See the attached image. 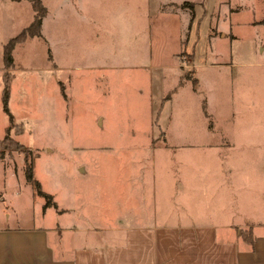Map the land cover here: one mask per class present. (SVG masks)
I'll return each instance as SVG.
<instances>
[{"label":"rangeland","instance_id":"1","mask_svg":"<svg viewBox=\"0 0 264 264\" xmlns=\"http://www.w3.org/2000/svg\"><path fill=\"white\" fill-rule=\"evenodd\" d=\"M27 3L25 0H0V14L4 13L0 18V136L7 121L1 108L2 83L7 77L11 88L7 106L12 116L21 120L16 123L12 120L8 136L14 141L10 134L19 133L20 124H23V134L18 139L35 146L31 147L30 160L36 157L38 175L45 188L56 190L59 179L72 185L80 182L85 173L79 174L75 169L77 164L91 168L97 163L102 164L104 174H88L91 178L87 181H94L92 186L100 191L105 187V180L101 179L106 177L105 172L107 178L120 180L122 161L127 162V157L134 158L136 154H124L122 145L144 146L145 142L167 146L166 149L158 148L153 155L144 153V160L153 164L151 169L157 171L158 177L168 179L164 170L171 168L173 160L158 157L170 155L167 139L174 134L194 143L186 148L185 161L191 164L206 161L214 165L219 161L216 150L210 146L206 154L207 150L201 147L206 127L211 128L214 121L222 128L219 130L224 129L232 139L243 141L241 145L246 151L239 154L241 161H248L247 142L251 123H254L252 117L256 116L253 126L256 133L251 139L264 141V0H241L242 10L234 16L240 19L234 42L227 40L231 34L226 31L233 19L227 16L226 0H206L211 14L203 11L202 1L197 2L189 31V10H177L175 19L171 17L170 24L162 32L163 41L153 40L151 49L139 56L122 55L121 42L116 40H70L63 42V47H57L54 42L58 41L52 40L54 60L58 64L55 70L49 65L53 58H46L47 44L35 36L15 44L9 66L1 63L2 44L19 31L16 27H23L30 18L31 7ZM9 15H13L14 22ZM54 37H57L56 32ZM233 44L241 50L252 51L247 58L251 65L240 64L242 57H232L233 66L222 65L230 59L228 53ZM209 62L217 64L208 65ZM239 71L241 77L250 73L256 82L250 86L242 82L241 86L237 77ZM194 76L199 80L191 84ZM56 79L66 84L68 97L65 101L60 97V81L57 83ZM235 80L240 83L234 85ZM177 81L186 84L172 92ZM203 93L208 115L201 109ZM166 94L168 98L163 99ZM239 146L238 143L228 150L223 156L227 163L223 165L234 162V147ZM256 146L261 147L259 143ZM24 149L23 144L16 146L10 140H0V158L11 171L21 168ZM262 155L257 151L255 160L259 161ZM106 162L112 164V170L105 171ZM191 170L199 173L193 166ZM209 171H205L208 181L214 178V173L208 174ZM5 175L8 177L7 172ZM16 186L20 187L23 198L29 194V186L23 187L20 182ZM96 190L89 194L97 195ZM15 192L12 184L5 183L2 197L9 204ZM213 193L219 194V190L211 187L206 193L207 200ZM183 194V190L176 189L174 197L178 212L185 214ZM28 210L24 208L17 214L26 218L31 213Z\"/></svg>","mask_w":264,"mask_h":264},{"label":"crops","instance_id":"2","mask_svg":"<svg viewBox=\"0 0 264 264\" xmlns=\"http://www.w3.org/2000/svg\"><path fill=\"white\" fill-rule=\"evenodd\" d=\"M25 1L30 5L28 0ZM181 1L185 0H42L45 12L40 19V33L41 40L47 44L46 51L49 49L50 58L47 55L46 58H53L49 65L52 70L58 69L52 40L58 41L54 42L57 47H63V42L70 40H116L121 42L122 55L139 56L151 49L153 40L163 41L162 32L170 24L171 17L175 19L177 10H189V31L197 2L202 1L203 11L211 14L206 0H186L192 2V12L182 6ZM226 8L227 16L233 19L226 31L231 34L227 40L234 42L237 40L235 29L240 22L234 16L242 10L241 0H226ZM32 15L31 8L26 25ZM3 16L2 12L0 18ZM8 18L15 21L13 15ZM16 28L20 30L22 27ZM55 32L57 37H54ZM89 50H92L91 46ZM251 52L233 44L228 53L230 59L222 65L233 66L232 57H242L240 64L251 65L247 59ZM194 77L197 82L199 79ZM237 77L241 83L235 80L234 85L238 82L242 86L243 82L250 86L256 82L250 73L241 77L239 71ZM59 81V94L65 101L68 97L66 84ZM176 84L172 92L186 82ZM10 90L8 84V96ZM203 95L207 108L205 93ZM13 119L15 123L21 122L16 117ZM262 120L261 117L260 122ZM252 122L247 142L248 161H241L239 155L246 151L243 141L232 139L224 129L219 130L222 128L214 121L211 128L206 127V138L201 147L207 150L206 154L210 146L215 149L219 163L212 165L200 161L191 164L185 161L188 157L186 148L194 143L174 134L167 139L170 155L163 152L164 155L158 157L173 160L171 168L164 170L169 177L160 178L157 171L151 169L153 164L145 163L144 153L153 155L158 148L166 149L167 146L147 142L144 146L124 144L122 152H136L134 158L127 157V162L122 161L120 180L111 176L107 178L105 172L106 177L101 178L105 180V187L100 191L92 186L94 181L87 180L93 172L102 175V164L94 163L91 168L77 164L75 169L79 174L85 173L84 179L73 185L59 179L56 190H53L44 187L33 156L32 178L38 181L41 190L50 194L54 205L44 206L43 198L35 192L32 183L24 179L23 161L19 170L11 171L0 158V264H264V141H252L256 133L253 128L256 116L252 117ZM7 124L8 120L3 125L0 139ZM20 126L19 133L10 135L31 150L35 146L18 139L24 130L22 123ZM215 135L216 139H212ZM238 143L240 146L234 147V162L223 165V162L227 163L223 156ZM258 143L261 147L256 146ZM237 150H240L238 154ZM257 151L263 154L259 161L255 160ZM110 165L105 163V171L112 170ZM192 166L199 173L192 171ZM206 170H210L208 174L214 173L210 181L205 176ZM19 182L23 187L29 186L25 198L20 187L16 186ZM5 183L12 184L16 191L12 194L14 199L8 200L9 204L2 197ZM211 187L215 191L218 189L219 194L213 193L207 200L206 193ZM176 189L184 192L185 214L178 212L180 209L176 207ZM95 190L97 195L89 194ZM24 208L31 211L26 218L19 216Z\"/></svg>","mask_w":264,"mask_h":264},{"label":"trees","instance_id":"3","mask_svg":"<svg viewBox=\"0 0 264 264\" xmlns=\"http://www.w3.org/2000/svg\"><path fill=\"white\" fill-rule=\"evenodd\" d=\"M28 1L30 2L31 8L33 10L32 19L30 20V22L26 26L22 27L16 34L9 37L6 40V42L2 45V62L4 64V66H9L12 63L11 50L15 44L21 43L26 38H30L33 36L42 39V36L40 33V19L45 12V7L42 3V0H28ZM181 5L188 7L192 12V6H193L192 2L185 0L181 3ZM46 53H47V58L49 59L50 58L49 49H47ZM190 81H191V83H195L196 78L192 77L190 79ZM7 82H8V79H7V77H5L3 80L4 84H3L2 92H1V108L4 111V113H6V115H7L8 124L6 125L5 133L0 140H2V141L10 140V142H12V144H15L16 146H21V144L19 142H17L16 140H14V141L11 140L10 137L8 136L7 130H8L9 125L13 124V122H12L13 116L9 112L8 107H7V97H8V87H7L8 84H7ZM166 98H168V94H166L163 99H166ZM201 109H202L203 113L206 115L205 102L203 99L201 101ZM22 161H23L22 167H23L24 179L27 182L32 183L35 192L44 199V203H43L44 206L50 205V204L54 205V203L51 201L50 194L41 190L38 181H36L35 179L32 178V167H31L30 150L29 149L23 150Z\"/></svg>","mask_w":264,"mask_h":264}]
</instances>
